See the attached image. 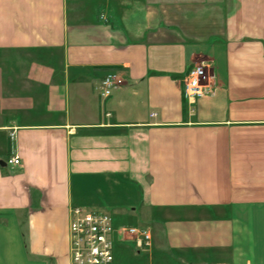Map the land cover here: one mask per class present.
I'll list each match as a JSON object with an SVG mask.
<instances>
[{"label": "crops", "instance_id": "0c3cea01", "mask_svg": "<svg viewBox=\"0 0 264 264\" xmlns=\"http://www.w3.org/2000/svg\"><path fill=\"white\" fill-rule=\"evenodd\" d=\"M0 163V264H70L73 207L151 234L115 264H264V0H0Z\"/></svg>", "mask_w": 264, "mask_h": 264}, {"label": "built area", "instance_id": "2783aa9c", "mask_svg": "<svg viewBox=\"0 0 264 264\" xmlns=\"http://www.w3.org/2000/svg\"><path fill=\"white\" fill-rule=\"evenodd\" d=\"M122 84L123 80L116 72L106 73L100 83V98L107 99ZM208 93L206 67L199 65L189 69L183 79V96L190 111H193L196 101ZM109 115L105 113V116ZM8 163L19 165L20 160L12 157ZM68 232L70 264H115L114 236L116 234L123 240L136 239L140 248L151 245V234L148 231L134 227L115 228L109 213L87 211L79 207L70 209Z\"/></svg>", "mask_w": 264, "mask_h": 264}, {"label": "rangeland", "instance_id": "374dc122", "mask_svg": "<svg viewBox=\"0 0 264 264\" xmlns=\"http://www.w3.org/2000/svg\"><path fill=\"white\" fill-rule=\"evenodd\" d=\"M207 73V72H206ZM122 227H127V226H122ZM134 228H137V227H134ZM137 229H140V228H137ZM151 246V245H150ZM149 246V247H150ZM149 247H147V248H149ZM143 249L145 248V247H142Z\"/></svg>", "mask_w": 264, "mask_h": 264}, {"label": "water", "instance_id": "95a60500", "mask_svg": "<svg viewBox=\"0 0 264 264\" xmlns=\"http://www.w3.org/2000/svg\"><path fill=\"white\" fill-rule=\"evenodd\" d=\"M0 165H3V163H0Z\"/></svg>", "mask_w": 264, "mask_h": 264}]
</instances>
